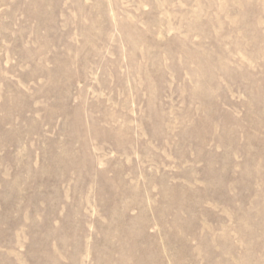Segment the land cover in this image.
<instances>
[{"label": "rangeland", "instance_id": "1", "mask_svg": "<svg viewBox=\"0 0 264 264\" xmlns=\"http://www.w3.org/2000/svg\"><path fill=\"white\" fill-rule=\"evenodd\" d=\"M0 264H264V0H0Z\"/></svg>", "mask_w": 264, "mask_h": 264}]
</instances>
